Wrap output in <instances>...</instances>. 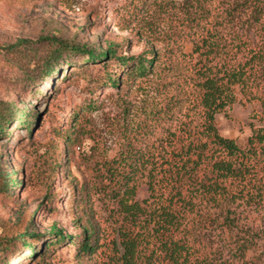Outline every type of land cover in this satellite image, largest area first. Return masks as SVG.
Here are the masks:
<instances>
[{
  "label": "rangeland",
  "instance_id": "rangeland-1",
  "mask_svg": "<svg viewBox=\"0 0 264 264\" xmlns=\"http://www.w3.org/2000/svg\"><path fill=\"white\" fill-rule=\"evenodd\" d=\"M199 3L0 0V46L34 43L23 46L29 58L0 52V237L26 230L47 236L55 228L66 241L54 251L47 250L48 237L33 244L40 248L35 260L45 251L49 264H107L125 217L116 196L129 192L130 203L149 198L151 165L139 159L162 154L170 133L197 111L194 47L214 31L227 6L213 0L198 25L190 19ZM47 39L81 51L58 50L54 73L45 77L38 70L55 51ZM111 46L130 62L150 58L147 73L130 75V66L117 65L113 57L94 61L82 54ZM27 74L31 78L24 80ZM259 113V102L237 103L216 116L217 128L245 148L253 129L263 125ZM71 129L74 138L66 148L61 136ZM53 144L60 162L55 169L49 159ZM127 158L138 170L129 171ZM80 225L94 228L98 237L95 254L82 262L67 239L80 238ZM254 225L264 230V219ZM29 250L15 258L18 264H34L21 260Z\"/></svg>",
  "mask_w": 264,
  "mask_h": 264
},
{
  "label": "trees",
  "instance_id": "trees-1",
  "mask_svg": "<svg viewBox=\"0 0 264 264\" xmlns=\"http://www.w3.org/2000/svg\"><path fill=\"white\" fill-rule=\"evenodd\" d=\"M212 1L202 0L190 20L196 24L204 20L209 10L206 5ZM223 1L227 6L220 23L194 47L197 111L178 131L170 133L162 154L155 151L150 158L139 159L144 167L148 162L151 165L149 198L130 203L129 192L116 196L125 217L118 229L119 243L113 245L107 264H264V230L254 225L256 218L264 219V0ZM47 42L55 51L38 70L45 77L54 73L52 62L58 50L81 51L56 39ZM31 44L21 40L0 46V52L29 58L30 52L23 46ZM99 50L82 54L94 61L113 57L117 65L130 66V75H145L151 64L147 57L141 56L136 63L119 57L114 46ZM28 78L29 74L24 80ZM254 102L260 103L258 116L263 125L253 129L243 148L220 134L216 116L237 103ZM73 134L71 129L61 136L66 148ZM56 148L53 144L49 151L53 169L60 165ZM130 160H125L129 171L138 170ZM7 192L4 188L3 193ZM255 214L259 216L254 218ZM80 228V238L67 239L73 240L76 258L82 262L95 254L98 237L94 228ZM52 230L47 236L26 230L9 237L3 232L1 264H18L15 258L25 248L31 253L21 260L33 261L40 250L33 244L46 241V237L47 250L54 251L66 238ZM44 252L34 264H49Z\"/></svg>",
  "mask_w": 264,
  "mask_h": 264
}]
</instances>
